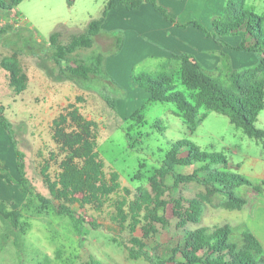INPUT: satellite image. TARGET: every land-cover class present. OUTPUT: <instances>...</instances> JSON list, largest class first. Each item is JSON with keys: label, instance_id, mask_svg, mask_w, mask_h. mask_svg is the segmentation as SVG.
Listing matches in <instances>:
<instances>
[{"label": "rangeland", "instance_id": "obj_1", "mask_svg": "<svg viewBox=\"0 0 264 264\" xmlns=\"http://www.w3.org/2000/svg\"><path fill=\"white\" fill-rule=\"evenodd\" d=\"M109 1L25 0L12 11H6V16H0V30H5L0 33V61L4 53L9 56L16 53L20 69L30 79L26 90L14 95L9 87L8 73L0 67V108L12 124L17 148L24 155L26 178L33 187L32 195H28L17 186L14 150L0 126V202L4 203L8 212L18 214L15 227L9 219L0 216V264H90L92 260L101 264H148L143 258L132 260L128 255V249L132 247L131 238H141L140 226L131 234L129 220L122 229L113 220L117 202L123 199L131 202L139 187L150 191L148 183H131L130 178L139 172L150 176L164 159L172 142L187 140L203 151L223 154L228 166L214 165L211 169L241 176L244 171L237 166L242 162L244 165L247 163L245 157L256 156L262 151L260 144L248 138L224 115L201 111L199 117L204 116L191 130L175 104L147 103L148 96L146 100H134V94L121 78H118L119 87L107 82L110 80L95 77L89 82L69 79L67 76L70 73L66 68L80 65L81 60L89 63V58L95 53L108 56L119 50L115 51V45L100 35L92 48L77 50L69 55L66 65L59 66L49 45L50 35L59 32L58 44L66 46L72 37L85 30L91 20L101 17ZM246 6L252 8V2L246 0ZM263 8L264 4L261 3L254 9L261 14ZM17 24L21 29L16 27ZM236 54L239 55L233 53L227 61L233 70L256 66V54L242 53L241 58ZM222 56H219V67L210 69L208 75L228 86ZM240 62L246 64L233 68V63ZM62 69H66L64 75ZM142 72L172 74L175 91L192 102L193 93L180 83L179 64L175 61H169L158 69L150 65L141 71L134 70V73ZM48 73H51L53 80L57 75L68 79L52 81ZM103 95L115 100V109L104 102ZM126 103L132 106H124ZM71 105L78 109L85 120L96 124L97 149L106 178L112 171L120 175L119 189L105 200L99 210L91 206L81 208L77 204L70 206L76 216L85 219L86 223L77 226L74 220L56 212L60 202L50 195L42 177V170L46 167L45 174L50 180L57 178L63 156L52 140V123L60 114H65ZM142 106H145L143 122L138 125L129 122V117L126 118L123 112L128 110L134 113ZM155 122L163 125L165 131L160 132L155 128ZM254 126L264 130V108ZM197 166H177L175 171L189 175ZM200 176L205 174L200 173ZM165 183L169 186L163 197L165 200L170 201L173 197L201 199L204 210L198 223L187 224L183 229L177 227L170 206L164 212L161 210L160 215L166 218L168 226L155 225L157 233L146 241L148 252L168 259L172 255L171 250L181 242L184 230L199 228L212 231L227 225L232 229L229 241H241L244 211L240 213L226 209L224 195L208 197L203 186L195 182L176 184L171 177ZM245 188L248 187H237L233 192L240 197ZM243 194L248 197L247 193ZM38 197L50 201V204H44ZM125 211H128L127 206ZM89 222L98 227L93 229Z\"/></svg>", "mask_w": 264, "mask_h": 264}, {"label": "trees", "instance_id": "obj_2", "mask_svg": "<svg viewBox=\"0 0 264 264\" xmlns=\"http://www.w3.org/2000/svg\"><path fill=\"white\" fill-rule=\"evenodd\" d=\"M25 0H0V9L12 11ZM146 2L152 5L164 19L173 22L166 11L157 5L156 0H110L99 19L91 20L84 32L72 37L71 41L62 46L58 44L59 32H53L49 37L56 63L66 65L69 55L79 49H90L94 46L96 37L100 34L102 26L110 10L121 6L127 10H137ZM193 25L214 40L219 45L238 52L254 53L258 57L255 67L233 70L227 65L228 56L223 55V67L227 71L229 85L208 75L204 67L190 54H177L169 61L179 64L180 83L193 93L192 102L182 93L175 91L176 84L172 74L142 72L131 74V81L148 96L147 103L175 104L180 116L187 122L189 128L194 130L202 117L201 111H212L228 118L229 122L250 139L262 146L264 151V130L257 129L254 124L259 113L264 108V13L259 15L246 6V0H226L223 13L212 21L211 31H206L198 23ZM5 30H0V33ZM239 36L241 42L236 47H230L221 41V38ZM247 37L253 40V45L245 47ZM121 40H118L116 50L120 49ZM16 53L3 57L0 67L8 73L9 87L14 95L22 94L27 88L28 78L20 69ZM168 61V62H169ZM104 55L95 53L88 61L81 60V64L68 69L69 79L89 82L93 77L108 80L103 69ZM165 64H163L164 66ZM45 69V68H44ZM66 69H62L64 75ZM228 70H231L228 72ZM51 77V73H48ZM66 76L51 77L52 81H63ZM104 102L112 109L117 103L103 95ZM145 106L140 107L129 116V122L138 125L143 122ZM146 124V123H145ZM0 125L6 131L10 144L14 150L15 169L18 176L16 181L22 193L32 195L33 187L26 178L24 155L17 148L15 133L12 124L6 119L0 108ZM52 140L57 145L63 158L59 163V173L53 181L42 170V177L50 195L59 201L56 212L74 220L75 226L86 223L82 216H76L71 205L86 206L100 209L105 200L119 187L120 175L112 171L106 178L104 164L97 149L96 124L85 120L78 109L70 106L65 114H60L53 121ZM134 126V125H131ZM154 127L160 132L165 127L159 122ZM69 128V130H68ZM198 165L192 174L183 175L175 171L177 166L187 167ZM214 165L228 166L226 157L216 152L203 151L196 144L183 140L172 142L166 151L160 165L152 171L150 176L139 172L130 178L131 183H148L150 191L137 188L133 200L129 203L125 199L117 202L114 222L122 229L124 223L130 221V232L133 234L138 226L141 238L132 237V247L128 249L129 258L137 260L143 258L148 264H264V251L258 240L248 231L241 235V241L230 242L232 229L225 225L209 231L199 228L192 231L184 230L182 240L172 250L168 259L157 254H151L146 249L147 240L157 233L155 225L165 228L168 222L163 212L170 206L172 216L177 220V227L185 228L187 224H196L204 210L203 200H185L182 197H173L170 201L163 197L169 186L166 179L171 177L176 184L195 182L203 186L208 197L222 194L225 196V208L240 210L245 200L235 195L233 189L241 186L252 188L261 192L262 184H256L241 175L212 170ZM200 173L205 176L201 177ZM44 204L50 201L38 197ZM126 206L128 211H125ZM0 216L9 219L15 227L18 220L16 212H8L4 203L0 202ZM143 222V224H141ZM93 229L98 226L88 223ZM179 256L180 258H177ZM90 264H101L92 260Z\"/></svg>", "mask_w": 264, "mask_h": 264}, {"label": "crops", "instance_id": "obj_3", "mask_svg": "<svg viewBox=\"0 0 264 264\" xmlns=\"http://www.w3.org/2000/svg\"><path fill=\"white\" fill-rule=\"evenodd\" d=\"M156 1L157 5L166 11L173 22L164 19L151 4L146 2L137 10H127L119 6L108 11L98 35L105 36L107 42L114 44L115 51L118 40H121L120 49L117 53L104 56L103 69L108 80H110L107 82L112 86L119 87L118 78H121V81H124L130 92L134 94V100H146L147 98L146 93L131 81V74L136 69L141 71L150 65L154 69H158L163 64L166 65L170 59L175 58L177 54H190L201 63L204 69L209 70L207 73H210V69L219 67L220 55L232 57L233 53H239L236 55L241 58L240 54L242 53L250 54L234 51L224 45L217 44L193 25V22H196L206 31H211L212 21L222 15L226 0ZM250 1L254 8H257V5L261 3L264 4V0ZM262 10L261 14L264 13V8ZM6 15V11L0 9V16ZM8 22L12 23L11 19H8ZM16 27L20 28V25L17 24ZM221 41L230 47H236L240 44L241 38L231 36L221 38ZM244 45L245 47L252 46L253 40L247 37ZM6 56H9L8 53H4L3 57ZM242 64L246 63H233L232 66L236 68ZM28 82H30L29 78ZM124 106L129 108L132 104L126 103ZM123 113L126 118L132 114L128 110ZM245 158L248 160L247 163L244 165L242 162L237 166L242 172L244 171L242 176L256 184L264 183V151L262 150L256 156ZM244 192L247 193L248 197H244ZM244 192L240 194V198H244L246 204L238 210L240 213L244 211L241 235L244 231L251 233L264 251V186L259 193L249 187L245 188Z\"/></svg>", "mask_w": 264, "mask_h": 264}]
</instances>
